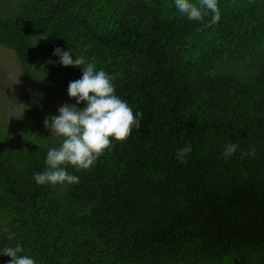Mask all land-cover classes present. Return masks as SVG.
<instances>
[{
	"label": "trees",
	"instance_id": "1",
	"mask_svg": "<svg viewBox=\"0 0 264 264\" xmlns=\"http://www.w3.org/2000/svg\"><path fill=\"white\" fill-rule=\"evenodd\" d=\"M4 3L0 46L31 92L9 99L0 83V252L19 244L36 264H264V0H218L211 27V11L189 20L175 0ZM57 48L114 77L142 115L90 169L66 167L79 183L38 185L63 140L44 125L60 113L41 95L87 106L68 94L83 68ZM229 143L239 147L226 160Z\"/></svg>",
	"mask_w": 264,
	"mask_h": 264
},
{
	"label": "clouds",
	"instance_id": "2",
	"mask_svg": "<svg viewBox=\"0 0 264 264\" xmlns=\"http://www.w3.org/2000/svg\"><path fill=\"white\" fill-rule=\"evenodd\" d=\"M178 11L187 16L189 20L203 21L207 11L213 16L211 27L220 21L218 0H199L198 5L191 0H175ZM207 10V11H206ZM55 55L61 57L60 63L65 67L75 66L83 68L81 79L70 82L68 94L77 101V104L87 102L83 109L76 105L59 108V116L46 118L44 125L52 136L62 137L59 148L49 149L46 157L47 170L34 175L38 185L74 184L79 183V177L66 171L67 166L77 170L90 169L97 159L109 150L113 139L120 143L125 142L132 134L133 127H139L140 122L132 108L116 95L111 77L103 70H96L95 63H86L82 56L72 59L71 53L57 48ZM238 144L229 143L223 148L222 155L227 160L234 156ZM191 142L177 151V159L182 164L187 163L186 157L191 153ZM256 150L244 155L255 156ZM23 248L17 244L15 247H6L0 254L11 257L8 264H36L35 260L27 255H19Z\"/></svg>",
	"mask_w": 264,
	"mask_h": 264
},
{
	"label": "rangeland",
	"instance_id": "3",
	"mask_svg": "<svg viewBox=\"0 0 264 264\" xmlns=\"http://www.w3.org/2000/svg\"><path fill=\"white\" fill-rule=\"evenodd\" d=\"M13 0H5L4 4H9ZM6 82L5 89L9 88V92L3 91L2 94H8V98L15 96L14 99L17 101H22L24 96V91L30 93V87L26 86L23 80L17 57L14 52L0 46V83ZM47 97L42 94L41 99L44 103H51L57 109L61 107V102L59 99L55 100V95L46 92ZM13 104V105H12ZM10 112L13 116H17L20 112L21 104L12 103L10 104Z\"/></svg>",
	"mask_w": 264,
	"mask_h": 264
}]
</instances>
